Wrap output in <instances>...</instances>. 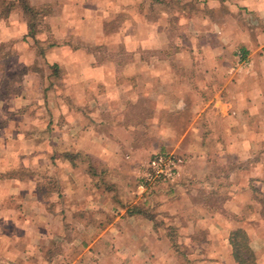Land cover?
Returning <instances> with one entry per match:
<instances>
[{"label":"crops","instance_id":"1","mask_svg":"<svg viewBox=\"0 0 264 264\" xmlns=\"http://www.w3.org/2000/svg\"><path fill=\"white\" fill-rule=\"evenodd\" d=\"M30 2L48 5L58 46L42 58L22 41L18 12L0 21V42L35 66L23 83L36 95L7 104L16 120L46 123L50 138L33 134L28 151L0 133V264H24L53 240L80 249L72 264H237L238 231L264 264V0ZM94 47H104L99 60ZM58 127L74 146L52 143ZM64 153L92 157L104 182ZM159 153L181 159L179 177L142 194L139 175ZM59 165L46 183L64 188L54 213L36 172ZM50 251L47 264L69 263Z\"/></svg>","mask_w":264,"mask_h":264},{"label":"trees","instance_id":"2","mask_svg":"<svg viewBox=\"0 0 264 264\" xmlns=\"http://www.w3.org/2000/svg\"><path fill=\"white\" fill-rule=\"evenodd\" d=\"M18 12L21 19L26 23L27 35L23 42H27V38L34 41L38 56L44 58L47 50L58 46L52 34L51 28L46 19L49 15L48 5L36 8L31 5L30 0H0V21H7L12 12ZM41 34L48 35V39L43 44L38 36ZM14 41L9 43L0 42V97L7 98L12 93V84L23 83L24 76L35 72V66H27L16 70L14 67V59L16 57ZM19 45V44H18ZM104 51V47L90 48L89 52L94 54L99 60V53ZM101 60V59H100ZM53 75L59 77L58 66L53 65ZM2 94V96H1ZM51 125V123H50ZM66 159L74 162L76 158L87 164V172L90 177L98 178L99 183L104 182L107 171L100 170L97 162L92 157L82 155H72L64 153ZM97 182V184H99ZM155 192V191H153ZM233 252L232 256L237 264H256V258L249 247L246 245V238L241 231L236 232L230 239ZM175 248V247H174Z\"/></svg>","mask_w":264,"mask_h":264},{"label":"rangeland","instance_id":"3","mask_svg":"<svg viewBox=\"0 0 264 264\" xmlns=\"http://www.w3.org/2000/svg\"><path fill=\"white\" fill-rule=\"evenodd\" d=\"M1 35H3V33ZM76 43L79 44L78 41H76ZM17 46H19V45H16L15 49ZM20 50L21 49H18V50H16V52L17 53L20 52L19 55L24 58V61H25L24 64L26 63V64H29V66H30V64L32 63L31 59H30V54L28 53V51L26 49L21 50V51ZM14 67L16 68V70H19V69L23 68V64L20 63L17 58H15L14 59ZM35 95L36 94L33 92V89L27 90L25 87V83H21V84H12V93L10 96H8L7 98H1L0 97V133H4V130L7 131V133L10 135L11 141L14 145L12 147H16L18 144L19 146L23 147L22 149H27L28 151H30V147H32V146L29 147L30 143L28 142L29 141L28 139L31 138L33 134H36L35 136L38 137V139H40V140L43 139V142L45 141V139L50 138V137L48 138V136H46V134H44L46 131V127H45L46 123H43L42 125L37 124L35 127H32L31 126L32 124H30L32 122L28 121V119L30 117H27V118H25V120H23L22 119L23 116H21V114H20V116H18L17 120H16V115H18V114H16V112H12L9 110V108L11 106H9L7 103H9L10 100L12 101L15 97L18 96V97H22V98L26 99V98H29L30 96L34 97ZM1 96H2V94H1ZM25 112H26L25 114H28L29 111H25ZM57 126H60V123H58ZM18 129L24 130V133H22L24 138L20 139V138L16 137V134H18ZM57 130H58V132H57L56 136L52 138V143H54L59 148L71 146V145L74 146V142L71 143L72 138L65 139V137H62V134L60 133L59 127ZM69 135L72 136L73 134L72 135L69 134ZM3 143H4V140L0 136V149L3 146ZM159 154H167V153H159ZM60 158H61V155H58L55 159L60 160ZM48 167H49V165H48ZM44 170L45 169L42 168L39 172H36V173H38L37 175L40 177V180H39L40 184L38 185L37 189H38V191H41L42 194H43V192L44 193L49 192V195H48L49 197H47V198H50V199L45 204L47 205V209H49L50 211L55 213L56 211H60V204L58 202H56L55 200H56L57 196L60 195L61 192H63L64 188L61 187L57 183L51 184V182H49L47 185H46V183L49 179V175H50L49 173H51V174L53 173L52 179L57 180V178L54 175H56L57 173H60L62 171H63L62 173H64L65 169L61 165H59L58 172H56L55 170L52 171L51 168L49 170H47L46 173L43 172ZM43 174H45V175H43ZM46 175L48 177H46ZM67 188H68L67 192L69 194L74 192V188H72V187H67ZM11 204H13V203H11ZM42 205H44V204L42 203ZM13 206H14V204H13ZM36 206H37V204H36ZM16 208H17L16 210H18L19 213H21V215H22V212H24V210L22 209L23 207L19 206ZM72 219L76 220L74 218H72ZM72 222L73 221H70V224H67V225H70V227H72V224H71ZM64 223H67V222L65 221ZM54 227H58V225H56ZM69 232H70V230H69ZM177 236L178 235L173 234L174 242L178 240V239H176ZM69 237H71V235H69ZM53 243L51 245L49 244L47 247H43L44 250L39 251V253H37V257L35 256L34 258H30L29 260H25L24 264H47V262H46L47 254L46 253H47V251H50L51 249H52V252L54 255L62 253V257H64V259L66 261H69L68 264H72L74 261H76L77 256H79L81 254V251H80V249L77 248L76 244L70 246V248L68 250H66V248L64 249L62 247L61 248L58 247V244L56 241L53 240ZM29 252H32V251H29ZM177 252H178V257H180L181 260L184 261L185 259H187L188 255H187L186 250L179 249ZM50 253H51V251H50Z\"/></svg>","mask_w":264,"mask_h":264},{"label":"built area","instance_id":"4","mask_svg":"<svg viewBox=\"0 0 264 264\" xmlns=\"http://www.w3.org/2000/svg\"><path fill=\"white\" fill-rule=\"evenodd\" d=\"M182 161L175 154H156L143 167L138 189L142 194L170 185L179 177Z\"/></svg>","mask_w":264,"mask_h":264}]
</instances>
